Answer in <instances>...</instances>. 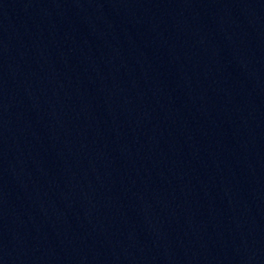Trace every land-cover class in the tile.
<instances>
[{
    "label": "water",
    "instance_id": "1",
    "mask_svg": "<svg viewBox=\"0 0 264 264\" xmlns=\"http://www.w3.org/2000/svg\"><path fill=\"white\" fill-rule=\"evenodd\" d=\"M0 264H264V0H0Z\"/></svg>",
    "mask_w": 264,
    "mask_h": 264
}]
</instances>
